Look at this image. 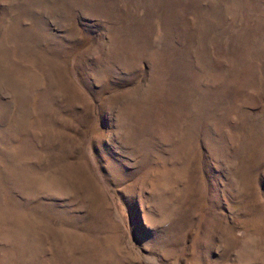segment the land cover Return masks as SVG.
Wrapping results in <instances>:
<instances>
[{
  "label": "rangeland",
  "instance_id": "1",
  "mask_svg": "<svg viewBox=\"0 0 264 264\" xmlns=\"http://www.w3.org/2000/svg\"><path fill=\"white\" fill-rule=\"evenodd\" d=\"M0 264H264V0H0Z\"/></svg>",
  "mask_w": 264,
  "mask_h": 264
}]
</instances>
